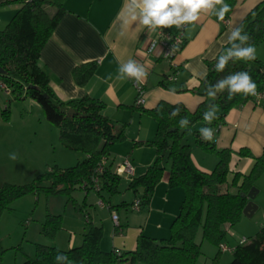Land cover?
Masks as SVG:
<instances>
[{
    "label": "trees",
    "instance_id": "16d2710c",
    "mask_svg": "<svg viewBox=\"0 0 264 264\" xmlns=\"http://www.w3.org/2000/svg\"><path fill=\"white\" fill-rule=\"evenodd\" d=\"M225 2L231 9L225 15L224 19H227L236 0ZM8 3L17 4L18 8L0 29V84L17 98L24 95V98L35 101L45 119L58 128L60 143L65 148L82 152L83 157L69 167H50L31 182L0 185V215L10 209L9 205L13 200L26 194L44 192L71 196L75 189L84 190L85 195L94 191L102 204L98 205L108 206L109 209L131 207L135 210L132 205L136 200L140 209L145 208L165 170L164 159L169 169L168 186L180 187L183 193L178 213L170 224V233L165 239L151 238L141 233L133 250L103 251L99 245L103 237L102 227L90 222L86 215V227L81 233L80 245L59 249L53 245L37 243L33 256H28L22 264H57L58 253L66 255L72 264H197L202 254L201 244L195 240L199 231L201 239L216 245L219 249L217 253H221L220 244L227 235V230L230 231V226L243 216L242 209L247 202L241 192H248L264 173V155L254 157L248 150L240 148L237 151L240 156L253 158L252 167L246 174L235 172L228 178L230 150L218 149L215 135L225 114L235 106L244 105L253 96L238 94L229 100L227 91H224L218 93L215 100H210L206 95V82L215 84L229 74L248 71L258 85L257 91L262 90L264 62L258 58L249 62L230 61L224 72L217 73L214 66L219 54L230 46L227 41L217 57L207 62L208 71L200 80L199 86L190 90L203 98L194 111L182 104H170L166 101H160L148 109L137 106L156 121L154 138L144 143L155 146L156 158L143 174L127 177V189L135 195L133 202L120 201L109 205L110 198L119 192L121 178H126L117 173L116 167L112 170L108 165L110 146L125 139V125L116 129V123L102 113L105 105L100 99L88 95L67 101L59 99L50 88L47 73L37 64L41 49L65 13V0H5L0 5ZM237 27L250 36L249 44L256 46L264 41V0L257 3L235 28ZM185 42L184 38L183 46ZM95 68V62H84L74 66L71 74L76 82L84 83ZM159 83L162 87L169 88V77H164ZM184 90L185 88L182 91ZM209 104H214L217 110V119L213 120L211 125L203 120V113ZM174 108L180 109L176 117L170 115ZM69 109L72 112H69ZM1 114L3 119L7 120L8 108ZM181 117H187L190 121L188 128H180ZM201 127L216 130L211 142L201 139ZM190 130L193 131L195 147L216 154L217 160L210 173L202 171L192 161V145L184 142ZM102 158H105L106 162L98 173L96 170ZM222 186H226L224 190ZM60 221L61 215H48L43 222L42 233L54 238L60 228ZM115 228L121 230L119 221ZM245 239L246 242L240 243L239 238L238 243L232 247V258L227 264H264V226L252 237ZM214 263L213 261L212 264ZM59 264L65 262L60 261Z\"/></svg>",
    "mask_w": 264,
    "mask_h": 264
},
{
    "label": "crops",
    "instance_id": "0c3cea01",
    "mask_svg": "<svg viewBox=\"0 0 264 264\" xmlns=\"http://www.w3.org/2000/svg\"><path fill=\"white\" fill-rule=\"evenodd\" d=\"M4 1L0 0V3ZM260 1L262 0H236L227 19L219 20L213 14H202L198 21L180 29H158L167 33L181 30L184 34L186 42L182 50L169 62L144 53L145 46L157 35L158 30L150 32L146 27L140 26L138 21L125 23L126 0H65V13L41 49L37 64L47 73L50 88L59 99L67 101L86 95L100 99L105 105L102 113L116 123V129L125 125V139L110 146L108 165L113 170L127 157L134 176H138L156 158L155 146L144 144L154 138L156 121L135 104L137 83L132 79L117 78L119 64L133 59L146 67V78L137 84L143 90L142 108H152L160 101H166L170 104H182L194 111L203 98L190 90L199 86L200 80L205 76L202 74L208 71L207 62L217 57L228 41L230 32ZM17 8L18 5L14 3L0 5V24H6ZM84 62H95L96 68L84 83H78L73 79L71 71L74 66ZM171 76L173 78L169 88L162 87L159 81ZM179 88L181 90H177ZM26 101L31 109L30 114L35 112L39 116L40 106L30 98ZM224 117L215 135V142L218 149L230 150V179L233 173L246 174L252 167L253 158L240 156L237 153L240 148L248 150L254 157L264 155V106L257 107L247 101L244 105L230 109ZM201 150L191 148L192 161L196 167L210 173L216 161L206 157ZM163 164L165 170L151 193L147 207L136 211L131 207L114 210L108 206H98L97 213L87 215L90 222L102 227L103 237L99 245L103 251L133 250L141 233L156 239L168 237L170 224L178 213L183 193L180 187L168 186L169 169L165 159ZM123 181L126 192L119 194L120 200L111 197L109 205L120 201L133 202L135 199V195L127 189V177H123ZM255 186L258 189L254 198V202L258 204L255 212H260L264 219V173L257 179ZM225 187L221 188L224 190ZM83 210L85 212L84 207ZM112 213H116L121 230L115 228L111 220ZM85 227L84 220V225L81 227L80 223L77 229L80 233L67 229L68 235L64 236V240L63 236L60 238V233L57 234L53 239L54 246L68 249L80 245L81 233ZM55 240L61 242V245H57Z\"/></svg>",
    "mask_w": 264,
    "mask_h": 264
},
{
    "label": "rangeland",
    "instance_id": "374dc122",
    "mask_svg": "<svg viewBox=\"0 0 264 264\" xmlns=\"http://www.w3.org/2000/svg\"><path fill=\"white\" fill-rule=\"evenodd\" d=\"M4 25L0 24V29ZM255 48L257 58L264 61V41L256 44ZM26 100L28 97L24 98V95H21L17 98L14 93L6 91L0 85V185L31 182L50 167H68L83 156L82 152L65 148L60 143L58 128L45 119L41 109L38 112L39 116L35 112L30 114L31 109ZM5 108L9 111L7 120H4L1 114ZM184 142L195 147L192 130L186 134ZM10 153H16L17 159H10ZM201 153H205L204 155L211 157L212 160H217L213 152L201 150ZM119 183V192L112 196L115 200H120L119 194L126 192L123 177ZM104 194L107 195L106 192ZM98 201L99 197L94 191L85 195L81 189L72 191L71 196L39 192L13 200L9 205L10 209L0 215V264H22L28 256H33L37 243L54 246L53 239L60 233V238L63 236L64 240V236L68 235L67 229H73L76 234L80 233L77 229L80 223L81 227L84 225L85 216L91 212L95 214L99 210ZM58 214L61 215L60 228L54 238H49L42 233L43 222L48 215ZM261 215L260 212H255L251 217L243 216L230 226V234L225 235L222 244L234 247L239 238L252 237L264 226ZM195 240L201 244L202 253L197 264H212L213 261L214 264H227L232 258V252L229 250L217 253L218 247L204 238L201 239L200 231ZM49 242L51 244H46ZM59 243L57 242V245H61Z\"/></svg>",
    "mask_w": 264,
    "mask_h": 264
},
{
    "label": "clouds",
    "instance_id": "9594fccd",
    "mask_svg": "<svg viewBox=\"0 0 264 264\" xmlns=\"http://www.w3.org/2000/svg\"><path fill=\"white\" fill-rule=\"evenodd\" d=\"M126 19L137 22L140 26L146 27L150 32L158 29L176 27L180 29L186 24L198 21L202 14H213L219 20H223L225 15L231 10L225 0H126ZM250 36L242 28H234L228 35L229 47L225 48L217 58L214 69L217 73L224 72L229 62L235 61H255L256 48L249 44ZM206 75V74H202ZM147 76L146 67L133 59L119 64L117 78L120 80L132 79L137 84L143 82ZM258 85L252 79L248 71H239L219 79L215 84H207L206 95L210 100H215L218 93L227 91L228 99L235 95L257 96ZM179 108H174L172 117L178 116ZM217 119L216 106L209 104L203 113V120L211 125ZM190 121L187 117H181L179 126L181 129L188 128ZM200 137L204 141L211 142L214 139V129L211 127H201ZM9 158L17 159L16 153H10ZM64 261L65 264H72V261L62 253L56 256V262Z\"/></svg>",
    "mask_w": 264,
    "mask_h": 264
},
{
    "label": "built area",
    "instance_id": "2783aa9c",
    "mask_svg": "<svg viewBox=\"0 0 264 264\" xmlns=\"http://www.w3.org/2000/svg\"><path fill=\"white\" fill-rule=\"evenodd\" d=\"M157 35L153 38H151L149 40V42L147 43V45L145 46V50L144 53L152 56L156 59L158 58H163L168 60L169 62L172 61L174 59V56L180 52V50L182 49L183 46V42H184V34L182 33L181 30H178L176 32L173 33H167L161 30H158ZM173 77L171 76L169 78V80H171ZM3 88L4 86L2 84H0ZM136 90H137V94H136V100H135V104L137 106H140L143 103V90L141 86H138L136 84ZM249 102H251V104L255 105V106H264V89L262 90H258V95L257 96H253ZM216 130H214L215 133ZM106 159L102 158L101 162L99 163L98 167H97V172L100 173L103 165L105 164ZM116 171L119 174H122L126 177H132L134 175V170L133 167L131 165V162L129 160V158L125 157V159H123L117 166H116ZM97 187V186H96ZM96 189V188H95ZM98 189V187H97ZM96 189V190H97ZM100 205L101 201L98 202ZM132 207H134L135 210L139 211L140 207H139V202L138 200H136ZM111 220H113L114 225H116L118 223L117 220V215L116 213H112L111 214ZM229 229L227 230V233H229ZM240 243H244L246 242V239L244 237L240 238ZM233 248L226 246L225 244H220V250L221 251H231Z\"/></svg>",
    "mask_w": 264,
    "mask_h": 264
},
{
    "label": "water",
    "instance_id": "95a60500",
    "mask_svg": "<svg viewBox=\"0 0 264 264\" xmlns=\"http://www.w3.org/2000/svg\"><path fill=\"white\" fill-rule=\"evenodd\" d=\"M69 112H72L69 109ZM258 193V189L255 186H252L248 192H241V195L246 199V205L242 209V215L251 217L253 213L257 210L258 204L254 202V198Z\"/></svg>",
    "mask_w": 264,
    "mask_h": 264
}]
</instances>
